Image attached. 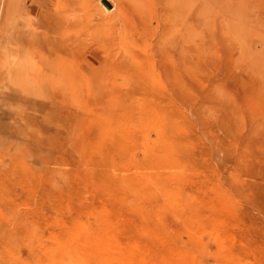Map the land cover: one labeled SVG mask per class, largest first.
I'll return each instance as SVG.
<instances>
[{"label": "rangeland", "instance_id": "374dc122", "mask_svg": "<svg viewBox=\"0 0 264 264\" xmlns=\"http://www.w3.org/2000/svg\"><path fill=\"white\" fill-rule=\"evenodd\" d=\"M57 3L0 0V264H264V0Z\"/></svg>", "mask_w": 264, "mask_h": 264}, {"label": "bare ground", "instance_id": "6f19581e", "mask_svg": "<svg viewBox=\"0 0 264 264\" xmlns=\"http://www.w3.org/2000/svg\"><path fill=\"white\" fill-rule=\"evenodd\" d=\"M59 3H61V0H58L57 5ZM103 7L107 10V8L104 5H103ZM56 263L57 264H83L81 261H79L78 259H74L72 256L65 258V255L63 257H61L60 255L58 257H56Z\"/></svg>", "mask_w": 264, "mask_h": 264}]
</instances>
